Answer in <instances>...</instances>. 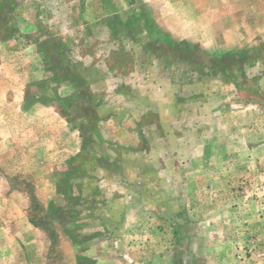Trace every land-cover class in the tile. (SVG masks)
Returning a JSON list of instances; mask_svg holds the SVG:
<instances>
[{"label":"rangeland","instance_id":"1","mask_svg":"<svg viewBox=\"0 0 264 264\" xmlns=\"http://www.w3.org/2000/svg\"><path fill=\"white\" fill-rule=\"evenodd\" d=\"M0 264H264V0H0Z\"/></svg>","mask_w":264,"mask_h":264}]
</instances>
